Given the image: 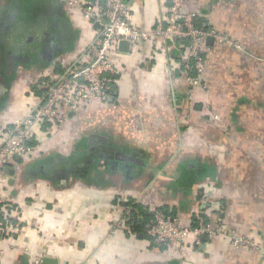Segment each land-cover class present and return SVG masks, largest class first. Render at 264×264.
<instances>
[{
	"label": "crops",
	"instance_id": "0c3cea01",
	"mask_svg": "<svg viewBox=\"0 0 264 264\" xmlns=\"http://www.w3.org/2000/svg\"><path fill=\"white\" fill-rule=\"evenodd\" d=\"M46 1L31 10L40 23L31 27L46 28L49 36L55 34L50 28L63 34L52 37L37 58L59 67L86 48L94 26L68 4L72 0ZM126 2L132 24L150 31L169 0ZM15 4L0 0V28L18 27L19 12L10 24ZM184 7L234 43L208 41L205 89L196 90L190 105L179 48L153 40L132 53L126 49L113 96L102 105L80 108L48 136L40 133L36 149L45 155L53 149L59 156L52 163L40 164L36 154L6 168L0 193L16 201L0 211V264H43L44 258L56 264H264V0H184ZM12 31L0 37V44L11 43ZM74 38L73 50L58 55ZM26 43L20 41L18 49ZM52 47L58 50L49 56ZM46 69L56 74L53 66ZM19 79L5 90L0 126L39 99L31 83ZM12 102L21 107L16 113ZM82 136L95 154L96 160L87 161L97 162L93 169L69 164L72 144ZM204 163L216 168L215 181L206 172L191 189L167 190L183 166L197 178ZM27 164L37 165V176ZM199 191L221 201L226 223L254 239L257 248H231L221 237L202 235L187 259L178 260L116 227L122 213L116 198L168 206L187 224L198 215Z\"/></svg>",
	"mask_w": 264,
	"mask_h": 264
},
{
	"label": "built area",
	"instance_id": "2783aa9c",
	"mask_svg": "<svg viewBox=\"0 0 264 264\" xmlns=\"http://www.w3.org/2000/svg\"><path fill=\"white\" fill-rule=\"evenodd\" d=\"M68 4L94 26V36L78 57L62 67L61 73L43 80L41 98L25 114L0 126V185L6 168L15 159L34 156L42 131L60 128L71 114L86 105H102L107 101L121 71L124 53L119 45L122 42L127 43V53L134 52L140 43L153 40H159L164 47L182 50L180 58L190 105L194 104L196 90L206 87L208 40L234 45L213 28L196 27L199 14L185 9L184 0H169L158 26L150 31L132 24L126 0H72ZM15 201L14 196L0 193V211ZM220 209V204L205 193L198 214L207 221L201 220L198 227L191 228L177 217H163L155 212L148 234L155 243L165 247L171 258L178 260L187 259L192 243L198 245L202 235L221 237L231 248H257L254 239L241 235L226 223ZM116 227L129 231L123 213Z\"/></svg>",
	"mask_w": 264,
	"mask_h": 264
},
{
	"label": "trees",
	"instance_id": "16d2710c",
	"mask_svg": "<svg viewBox=\"0 0 264 264\" xmlns=\"http://www.w3.org/2000/svg\"><path fill=\"white\" fill-rule=\"evenodd\" d=\"M13 3H19V14L16 16V26L15 30L12 31L13 38L11 43H7L6 40L0 44V70L2 74V80L5 82L6 86L9 87L17 78V69L18 68H23L27 70H31L35 73H42L43 70L46 68H50L53 66L54 73L59 74L62 71V67L68 63H64L58 67V64L56 65L53 62V65L50 64V62L47 61H40L37 58L38 51L41 47L39 44L38 47H34V50L31 52H26L24 50L18 49V43L20 38L22 37H27L30 36L31 33L33 32L32 23L36 22V16L35 14L31 11L34 10L35 8H38L39 6H42V4H46V2L49 1H44V0H10ZM16 5V4H15ZM39 23V21H37ZM196 27L198 28H209L205 21L204 16H199L196 18ZM40 24V23H39ZM31 27V28H30ZM37 35V33H36ZM0 37H4L3 34H0ZM16 40V41H15ZM21 41V40H20ZM74 42L75 38L69 41V44L64 46L62 48V51L60 54H63L64 52H70L74 48ZM7 52L17 55V56H23V57H28L29 61H22V62H16L13 65V68L11 70V73L9 75H5V69H6V54ZM62 56V55H61ZM37 63V64H35ZM54 64L56 65L54 67ZM58 67V68H57ZM53 73V74H54ZM118 77V76H117ZM116 77V79H117ZM39 79V78H38ZM45 77H42L38 80L36 83H31L29 87L36 92V96L41 98V95L43 93V87H41L43 80H45ZM49 79V78H47ZM20 80V79H19ZM21 83H24V80H21ZM38 93V94H37ZM113 88H111L109 92V97L110 95L113 96ZM7 98L4 95V97L0 98V110L6 106ZM38 148L35 150L34 156L37 154L36 158H41L40 159V164H45V163H52L59 155L55 154L53 152L48 153V154H43V153H38ZM101 155L106 154V147H104L100 151ZM42 155V156H41ZM44 155V156H43ZM32 156V158L34 157ZM69 159V164L71 165H76V164H82L88 167L89 165L87 164V161L90 159H95V154L91 151V145L88 143V140L86 137L82 136L80 138H77L74 140L72 144V148L70 149V154L68 155ZM17 162L16 164H22L24 163L23 159H15ZM97 164V162H94V164L90 165V168L93 169L94 166ZM27 168L29 172H33L35 176H37L38 172L36 171L37 165L36 164H27ZM202 175L200 174L197 178H194V171H189V168L183 166L181 168V175L176 178L172 183L168 184L167 190H170L173 192V190H177L179 187H185L188 189H191L199 180H204L206 172H209V179L212 181H215V173H216V168L212 165H209L204 163L202 167ZM174 194V192H173ZM205 192L199 191L197 194V201L198 203L201 202L204 199ZM121 199H115L114 203L119 206L120 211L123 213V219L125 221V225L128 227L129 232L131 234H134L136 237H140L142 239L148 240L151 244L152 247L159 248L160 250L165 249L164 246H160L157 243L154 242L153 238L148 234V230L154 223V214L155 212L161 214L163 217H169V218H176V212L175 210L172 209L170 211L168 206H159V207H152L149 204L143 203L138 201L137 199L133 197H126L123 199L122 202H120ZM221 206L220 211L223 212L226 215V208L225 206L221 203V201L218 202ZM2 214L0 215V220H2ZM225 217V216H224ZM207 221V219L201 215H193L188 221V224L191 226V228L198 227L200 225V221ZM176 263V262H175Z\"/></svg>",
	"mask_w": 264,
	"mask_h": 264
},
{
	"label": "flooded vegetation",
	"instance_id": "af4514ba",
	"mask_svg": "<svg viewBox=\"0 0 264 264\" xmlns=\"http://www.w3.org/2000/svg\"><path fill=\"white\" fill-rule=\"evenodd\" d=\"M13 11V10H12ZM11 11V12H12ZM9 23V21H8V19H7V21H6V23ZM7 23V24H8ZM11 24V23H10ZM9 30L11 29V30H15V28H8ZM7 29V30H8ZM33 29H35V28H33ZM36 29H38V30H40V29H42V28H36ZM46 28H44L42 31L40 30V31H36L37 32V35L34 33V31L31 33V35L30 36H27V43H26V45H25V47H23L22 48V50H24V51H26V52H31L32 50H34V47H38V45L40 44L41 45V47H40V49L46 44V43H48L49 41H51L50 39L52 38V37H54V38H56V37H60V36H62V34H63V32H62V34L61 33H59V31H57L56 30V28H50V29H52V30H55V34L54 33H52V36H49L50 34L48 33V32H45L44 30H45ZM6 28H0V34H4V33H6ZM52 42V41H51ZM39 49V51H38V54H39V52L41 51ZM7 56H6V59L8 58V52H7V54H6ZM44 58H45V56H44ZM5 59V60H6ZM40 61H44V59L43 58H41V59H39ZM15 64V63H14ZM35 64H37V63H35ZM5 88H7V86H6V84H5ZM4 95H7V93L5 92L4 93ZM4 95L2 96V94L0 93V96H2V97H4ZM1 98V97H0Z\"/></svg>",
	"mask_w": 264,
	"mask_h": 264
},
{
	"label": "water",
	"instance_id": "95a60500",
	"mask_svg": "<svg viewBox=\"0 0 264 264\" xmlns=\"http://www.w3.org/2000/svg\"><path fill=\"white\" fill-rule=\"evenodd\" d=\"M15 9L10 13V23H14L15 21V15L18 14L19 12V3H16L15 5ZM8 29V28H7ZM209 41V40H208ZM48 48V47H47ZM58 50V47H52L51 48V52L49 53V56H54V50ZM119 49L120 51L124 52L127 49V43L122 42L119 45ZM7 60V65H6V69H5V75H9L11 73V70L13 68L14 63L16 62H22V61H29L28 57H23V56H17V55H13L10 52L8 53V58ZM6 88H5V82L2 80V78L0 79V93L2 94L3 92H5ZM43 264L46 262H49L50 264H56L55 260H51L49 258H44L42 260Z\"/></svg>",
	"mask_w": 264,
	"mask_h": 264
},
{
	"label": "rangeland",
	"instance_id": "374dc122",
	"mask_svg": "<svg viewBox=\"0 0 264 264\" xmlns=\"http://www.w3.org/2000/svg\"><path fill=\"white\" fill-rule=\"evenodd\" d=\"M32 31H34V33L36 34L37 32H36V28L35 29H33ZM20 40H21V42L23 43V42H25V41H27V37H25V38H20ZM20 40H19V42H20ZM40 75H42L43 77H45V76H47L48 78H50V77H52L53 75H52V71L51 70H48V69H45V70H43L42 71V73H35V72H24V71H22V70H20V71H18L17 72V78H20V79H23L24 80V83L25 84H27V85H29L30 83H36V82H38V80L40 79V78H42V76H40ZM3 76H2V74H1V70H0V79L2 78ZM39 78V79H38ZM26 79H28V80H26ZM27 81V82H26ZM23 83V84H24ZM34 101V103H35V100H33ZM11 105L13 106V108H14V110H15V113H16V111L19 109V108H21V107H18V105H16L15 103L13 104V102L11 103ZM31 106V105H30ZM29 106V107H30ZM20 111H21V109H20ZM27 110L26 109H24L22 112H20V116H22L23 114H25V112H26ZM83 119V118H82ZM13 121V120H12ZM61 127V126H60ZM58 129H60V128H55V129H53V130H48L46 133H47V135L46 136H48L49 134H51V132L52 131H54V130H58ZM82 131H84V129H81ZM70 136H71V133H70ZM41 145L42 144H40V147H41ZM37 146V145H36ZM39 146V145H38ZM37 146V147H38ZM41 150H44L43 148H41ZM51 150V149H50ZM50 150H45L47 153H51L52 151H53V149H52V151L50 152ZM44 151V152H45Z\"/></svg>",
	"mask_w": 264,
	"mask_h": 264
}]
</instances>
